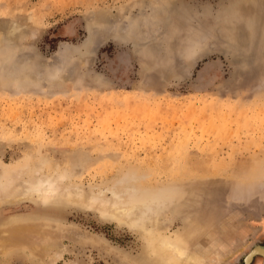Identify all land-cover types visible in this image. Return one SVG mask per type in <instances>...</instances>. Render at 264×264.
Here are the masks:
<instances>
[{
    "label": "rangeland",
    "instance_id": "1",
    "mask_svg": "<svg viewBox=\"0 0 264 264\" xmlns=\"http://www.w3.org/2000/svg\"><path fill=\"white\" fill-rule=\"evenodd\" d=\"M39 183L56 199L0 208V264H137L188 225L242 264L264 246V0H0V191Z\"/></svg>",
    "mask_w": 264,
    "mask_h": 264
},
{
    "label": "bare ground",
    "instance_id": "2",
    "mask_svg": "<svg viewBox=\"0 0 264 264\" xmlns=\"http://www.w3.org/2000/svg\"><path fill=\"white\" fill-rule=\"evenodd\" d=\"M35 193H42L44 197H41V194ZM35 195H39V197H41L39 199H43L44 203L56 199V192L52 187L43 189V186L39 183L31 188V194H24V192H17L16 194H4V192L0 191V208L5 204L10 203L12 199H15L16 201L20 199H34ZM22 234L24 233L22 232L21 235ZM19 238L20 237L17 239ZM17 239L14 240L12 236L4 238L1 245V247H3L2 249L10 248V245H13V242L24 245L22 242L23 238H20L21 240ZM197 240L198 235L195 225L186 226L183 231L177 233L176 235L169 236L163 234V236H161L159 239L158 245L153 249L152 255H147L140 261V263L137 262V264H209L208 262L210 261V258L208 259L205 257L206 252L196 247L195 244L198 242ZM258 245L252 247L250 252L243 257L245 264H250L254 258L258 256L261 258V264H264V246ZM32 247H34V244Z\"/></svg>",
    "mask_w": 264,
    "mask_h": 264
},
{
    "label": "flooded vegetation",
    "instance_id": "3",
    "mask_svg": "<svg viewBox=\"0 0 264 264\" xmlns=\"http://www.w3.org/2000/svg\"><path fill=\"white\" fill-rule=\"evenodd\" d=\"M256 246V245H255ZM258 246H262V245H258ZM254 247V246H253ZM250 251V250H249ZM247 253H249V252H247ZM244 257V256H243ZM244 258H242V264H245V262H244V260H243ZM261 260V259H260ZM244 262V263H243ZM251 264V263H250Z\"/></svg>",
    "mask_w": 264,
    "mask_h": 264
}]
</instances>
